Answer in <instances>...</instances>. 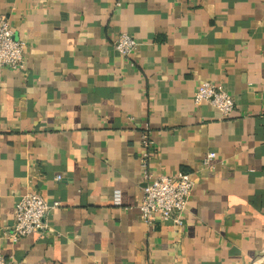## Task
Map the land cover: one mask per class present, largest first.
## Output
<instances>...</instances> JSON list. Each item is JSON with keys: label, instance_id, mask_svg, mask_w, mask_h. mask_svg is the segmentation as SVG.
<instances>
[{"label": "crops", "instance_id": "crops-1", "mask_svg": "<svg viewBox=\"0 0 264 264\" xmlns=\"http://www.w3.org/2000/svg\"><path fill=\"white\" fill-rule=\"evenodd\" d=\"M2 15L26 47L22 69L0 66L1 254L264 264V0H0ZM120 32L139 42L129 55ZM204 80L233 97L230 116L194 103ZM144 133L152 176L194 180L182 224L141 219ZM27 192L58 204L13 240Z\"/></svg>", "mask_w": 264, "mask_h": 264}, {"label": "built area", "instance_id": "built-area-1", "mask_svg": "<svg viewBox=\"0 0 264 264\" xmlns=\"http://www.w3.org/2000/svg\"><path fill=\"white\" fill-rule=\"evenodd\" d=\"M117 4H120L118 1ZM139 42L127 32H120L113 40V47L122 55H129L138 47ZM26 43L17 39L14 30L6 15L0 17V66L22 69L24 67V51ZM194 103L208 101L216 107L223 117H228L234 109L233 97L219 84L204 80L197 87ZM144 150L140 155L143 168L144 184L142 185V198L139 204L140 216L143 221L153 222L156 215L163 219H170L182 224L183 213L187 207L188 199L194 186V180L189 173L178 172L174 175L160 174L152 176L147 168L152 141L147 133L142 135ZM215 152L207 153L203 165H209ZM57 178H60L59 176ZM115 201H119L116 193ZM42 195L37 192L24 193L15 202L13 208L14 223L11 238L17 240L25 235L41 233L47 225L44 217L51 206ZM0 264H14L11 258L0 253Z\"/></svg>", "mask_w": 264, "mask_h": 264}]
</instances>
